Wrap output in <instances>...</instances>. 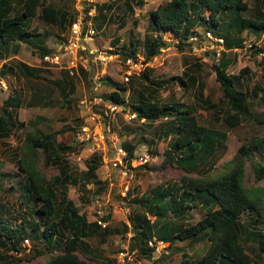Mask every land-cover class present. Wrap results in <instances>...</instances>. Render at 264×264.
Returning <instances> with one entry per match:
<instances>
[{
  "label": "rangeland",
  "instance_id": "rangeland-1",
  "mask_svg": "<svg viewBox=\"0 0 264 264\" xmlns=\"http://www.w3.org/2000/svg\"><path fill=\"white\" fill-rule=\"evenodd\" d=\"M164 1L167 0H143L141 4H138L139 0H95L96 5L103 4L100 10L97 8L96 14L104 18L93 17L90 19L96 32L94 37L96 46L101 51L108 46H113L121 52L126 48L128 52L135 49V53L144 57V36L153 34L148 26L149 13ZM111 3V9H108L107 5ZM248 3L249 9L241 16H247L251 12L253 0H248ZM44 4L66 11L69 15L76 13L73 0H44ZM9 5L8 17H13L22 10L21 0H9ZM38 13L39 10L34 17L26 22V29L32 33L28 37L30 38L29 42L14 41V45H17L16 48H18V57H12L11 53L15 51L11 50L10 44L6 46L8 51L3 52L0 43V67L5 62L11 68V70L6 69L4 76L0 75V108L7 95L11 91L17 90L22 95L23 103L20 108L13 109L12 114L13 117L24 122V127L16 126L12 128L9 136L0 138V173L5 174L0 176V212L2 216L15 217L16 219L12 222L17 224L20 222L22 212L26 218H29L31 210L41 202L37 200L34 205L30 201L27 206L21 203L20 185L25 177L18 168V156L16 155L18 152L24 156L22 158L28 161L32 160L31 170L42 180H49L51 177L63 174L76 178L78 183L68 184L66 196L73 201L79 214L87 222L95 221L98 212H101L102 216H108L106 222L108 231L100 230L91 233L89 238L84 239L85 245L80 247L77 253L82 259L90 260L95 264L103 262L119 264L118 253L123 245L129 244V239L126 236L128 232L124 231L123 224L131 226L134 216H142L144 213L142 206L130 202L131 197L150 195V190H153L157 185L179 186L189 178L216 177L229 169L228 162L238 153V148L242 143H250L254 139L264 137V55L255 53L264 48V32L255 34L242 30L239 35L243 38V44L228 51V56L233 59V62L228 66L227 73L237 76L241 70L246 69L247 73L239 78L238 88L251 92L255 89L257 93L255 98L250 99V113L243 116L239 125L229 128L220 119L225 104L220 102L222 92L215 79L216 74L212 66L218 60L223 46L205 37L207 35H205L204 25H199L195 29V34L198 36V41L194 46L196 50L193 49L194 47H189L187 41L179 47L177 35L170 32L164 33L163 38L168 42V46L160 48L159 52L149 61H146L144 57L145 69L140 74L134 75L127 83L122 82V71L119 66L115 67L112 64L108 67L94 64L90 72L91 77L67 76L66 80L73 83L75 91L68 93L65 100L62 86L51 83L52 80L62 77V72L59 75L58 71L40 67L43 75L41 76L46 80L43 78L35 80L23 75L22 67L19 65L24 62L38 67L41 58L40 48L56 49L68 31V24L65 23L62 27L59 23L45 22L38 16ZM98 24H101L100 28L97 27ZM231 31L237 33L234 29ZM36 33L37 35H35ZM131 42L135 44L132 46ZM90 43L92 44V42ZM204 46L205 51L203 48L199 49ZM38 58L39 60H37ZM195 63L199 64L197 68L193 67ZM39 65L42 66V63L40 62ZM191 66L193 69H189ZM94 72H99L102 76L101 79L108 76L112 81L125 85L126 90L121 93V96L125 100L123 107L128 114L133 113L131 112V103L136 100L139 92H144L150 101L159 106L165 103L183 102L192 108L200 124L225 131L227 133L226 140L221 147L216 149L212 157L203 158L197 170H187L186 167L178 165L175 159L169 160L164 157L165 153L163 152L170 145L168 138H163L165 130L163 123L165 121L162 119L145 121L136 116L127 120L123 113H116L111 122V134H104L106 153H102V149L99 151L98 154L101 155L102 160L99 162L96 160L97 166L92 170L93 172H89L88 162L92 161L90 156L94 151L89 150L88 144H77L74 132L83 121L80 118L81 115L87 112V108L81 105V101L92 97L91 87ZM144 72L160 86L148 84L141 76ZM186 73L195 75L196 79L203 83L204 96H207L209 103L214 107L196 101V83L187 85V88L182 86L178 77L186 78ZM173 77L176 78L171 80ZM167 80L168 82H166ZM113 90H115L114 85L107 82L99 86L102 96ZM34 92L43 96L46 105L35 107L28 104L31 93ZM44 93H46L45 96ZM60 129L62 132L56 136L54 143L70 146L61 154V161L54 163L46 160V156L41 150L38 149L35 152L24 145L25 133L46 134ZM111 135L118 138V144L121 146L128 143L133 147L134 153H147L151 160L133 169L128 166L113 168L110 161L115 157V150ZM98 144L102 148V144L100 142ZM252 162L264 163V154L253 152L245 160L243 181L252 197L261 188L260 194L264 199V178L256 181L251 170ZM211 165L212 168H210ZM94 180H105L106 184H103L99 190L98 184H95ZM126 184H129L128 194L123 195L122 190ZM11 186L14 187L10 188ZM54 190L59 197L61 184H56ZM38 191L42 197L48 195L45 184H42ZM260 206V213L264 217V200ZM207 208V206L199 205L190 209L187 214L189 216L182 220L183 223L185 225L195 223L205 215ZM25 210L29 212L26 214ZM251 216L258 218L255 212L247 210L239 216V221L246 223ZM31 218L40 221V223H49L53 219L45 214H32ZM150 218V220L153 219V217ZM167 218L174 220L171 214ZM253 223L255 225L251 224L249 227L260 230L264 235L263 219ZM25 230L27 235L24 238L30 240L32 247L30 244L24 245L22 253L17 256L6 253L7 256L0 258V264H44L51 255L61 252L63 244L57 243L54 248L47 249L44 254L32 259L34 250H44L45 245L40 238L36 239L30 234L29 227L26 226ZM68 237H70L69 231L58 232L57 238H61L62 241ZM208 244L209 242L205 239L198 241L175 239L168 247L170 252L168 256L154 252L147 255L136 254L134 264H152V262L154 264H197ZM244 245L248 254L262 263L263 258L258 250V243L250 241ZM2 253L4 254V252ZM11 254L13 253L11 252ZM11 257L16 259H10Z\"/></svg>",
  "mask_w": 264,
  "mask_h": 264
},
{
  "label": "trees",
  "instance_id": "trees-1",
  "mask_svg": "<svg viewBox=\"0 0 264 264\" xmlns=\"http://www.w3.org/2000/svg\"><path fill=\"white\" fill-rule=\"evenodd\" d=\"M142 2L143 0H139L138 4ZM21 3V12L13 17H8L9 0H0V43L5 47L8 44L12 46L14 41L29 42L30 38L28 37L32 33L26 29V22L36 15L37 10H39L38 16L42 20L51 24L59 23L62 27L65 23L69 27L74 17L66 11L45 5L44 0H21ZM111 5L112 3L107 5L108 9H111ZM96 6L100 10L103 4H97ZM89 7L85 9V12ZM248 9V0H167L149 13L148 26L153 34H145L144 36V57L146 61L151 60L160 48L168 46V42L163 38V34L166 32L177 35L179 47L185 41L188 42L191 48L196 45L197 42L190 40V38L194 36L195 29L199 25H204L206 31L210 30L214 37L223 39V50H221L218 60L212 66L216 74L215 79L219 83L222 92L220 102L225 104L220 119L229 128L239 125L243 116L250 113V99L257 96L255 89L251 92L238 88L239 78L247 73L246 69L241 70L237 76L227 73L228 66L233 62V59L228 56V51L243 44V38L239 33L242 30L255 34L264 32V0H253L251 12L247 16H241ZM94 18H103V16L96 14ZM97 27L100 28L101 24H98ZM231 29L237 31V33L232 32ZM155 32L156 34H154ZM195 35L197 36V34ZM131 44L133 46L135 43L131 42ZM127 50L126 48L123 50L125 53H122L135 55V49H131L129 52ZM39 51H41L42 56L52 50L42 47ZM255 53L264 55V48ZM19 65L22 67L23 75L45 79L40 74L41 68L30 66L24 62ZM198 66L197 63L193 65L195 68ZM6 69L11 70L7 64L3 63L0 67V75H5ZM78 69L79 73L74 76L91 77V73L83 68L79 67ZM189 69H193L192 66ZM62 73V77L56 78L58 81L55 79L51 83L62 86V94L65 99L68 96L67 94L72 93L75 89L73 83L66 80L69 76L67 72ZM186 75V78L178 77L182 86L187 88V85L196 83V101L214 107L209 103L207 96H204L203 83L199 82L193 74L186 73ZM141 76L148 84L160 86V84L152 81L145 72ZM175 78L173 77L171 80ZM101 80V84L107 82L114 85L115 90L109 94L100 95L104 99L124 106L125 100L121 93L126 90L125 85L112 81L108 76H104ZM42 97L39 93H31V104L43 100ZM22 103V95L17 90L11 91L2 101L0 108V138L9 136L12 128L16 126L24 127V122L13 117L12 114V110L20 108ZM131 112L135 113L137 118H142L145 121L157 119L165 121L163 123L165 125L163 138H168V144L170 145L163 152L165 153L164 157L169 160L175 159L178 165L186 167L187 170H197L203 158L212 157L216 149L221 147L227 138L225 131L200 124L192 108L183 102H171L159 106L150 101L144 92H139L136 100L131 103ZM61 132L60 129L46 134L25 133L24 145L35 152L38 149L41 150L46 156V160L56 163L61 161L63 151L70 148L68 145L54 143L56 136ZM123 147L127 151V166L131 169L130 161L135 156L134 149L128 143L123 144ZM253 152L264 154V137L254 139L250 143H242L238 148V153L228 162L229 169L216 177L189 178L179 186L167 185L163 187L157 185L153 190H150V195L131 197L130 202L142 206L145 214L134 216L131 226L123 224L125 232H132V236L129 238V250H136V254L142 255L152 253L153 249L148 246V241L153 237L168 243V245L175 239H189L190 241L205 239L209 244L197 264H264V235L260 230L249 227L251 224L255 225L253 222L262 219L264 224V217L260 213V204L264 200L260 194L262 189H258V193L253 194L252 197L243 181L245 160ZM16 155L18 156V168L25 177L20 185L19 197L21 203L27 206L30 203L36 205L37 200L41 202L31 210L29 218H26L22 212L20 222L17 224L12 222L16 219L15 217L2 216L0 212V258H4L7 254L14 255L11 254L12 251L23 249L21 245L27 235L25 230L27 226L31 230L30 234L36 239L40 238L45 245L44 250H34L32 259L44 254L45 250L52 249L57 243H60L63 244L61 252L51 255L44 264H95L90 260L82 259L77 251L85 245L84 239L89 238L91 233L100 230L108 231V227L103 228L96 221L87 222L79 214L73 201L67 198V186L69 183L77 184L76 178L63 174L58 177H51L49 180H42L31 170L32 160L28 161L22 158L24 156H21L18 152ZM90 159L92 161L88 162V169L89 172H93L92 170L97 166L95 161L102 160L101 155L94 152L91 154ZM210 168H212V165ZM251 170L256 181L264 178L263 162H252ZM3 175L5 174L0 173V176ZM94 183L98 184V189L101 190V186L106 184V181L94 180ZM42 184H45V190L48 192V195L43 197L38 191ZM56 184H61L59 197H57L54 190ZM199 205L212 207L208 208L205 215L198 221L185 225L182 220L189 216L187 215L188 211ZM213 207L216 208L213 209ZM247 210L255 212L258 218H252L253 216H251L246 223L240 222L239 216ZM28 212L25 210L26 214ZM32 214H45L53 219L49 223H40V221L31 218ZM170 214L174 220L167 218ZM149 217H153V219L150 220ZM102 219L107 221L108 216H104ZM177 220L179 221L177 222ZM66 230L69 231L70 237L64 241L57 238L58 232ZM250 241L258 243V250L263 258L262 263L253 259L246 251L244 244ZM10 259L16 258L11 257Z\"/></svg>",
  "mask_w": 264,
  "mask_h": 264
},
{
  "label": "built area",
  "instance_id": "built-area-1",
  "mask_svg": "<svg viewBox=\"0 0 264 264\" xmlns=\"http://www.w3.org/2000/svg\"><path fill=\"white\" fill-rule=\"evenodd\" d=\"M76 13L69 24L67 35L64 40L58 43L56 49L43 54L40 58L42 67L49 68L53 71L67 72L72 77L79 73V67L87 72H91V64H99L103 67H108L110 64L119 66L122 71V82L127 83L137 74H140L145 69L146 63L144 57L138 53L134 56L123 54L119 49L113 46H108L105 50L101 51L96 46L94 37L96 35L95 29L92 27L90 19L96 15L97 6L95 0H73ZM90 6V7H89ZM88 8L87 12L85 9ZM205 37L211 39L218 44L223 42L221 37H214L210 31H205ZM198 36L194 34L190 40L198 41ZM92 42V44L90 43ZM194 47V46H193ZM192 47V48H193ZM203 51L206 50L205 46ZM196 50V47L193 48ZM119 64V65H118ZM101 77L99 72L93 74V85L91 87L92 97L90 99H83L81 105L87 108V112L81 115L82 123L77 127L74 132L75 142L79 145L88 144L89 150L98 152L102 149V153H106L104 142V134H111V122L116 113H123V116L129 120L136 116L135 113L128 114L127 110L120 104H116L110 100L104 99L99 92L101 85ZM111 141L114 145L115 157L111 159L113 168L125 166V158L127 155L126 150L118 144V138L111 135ZM98 142L102 144L100 148ZM151 157L147 153H141L134 157L131 161L132 166L146 164L150 161ZM129 189V184H126L122 190V194L126 195ZM101 212H98L96 222L101 227L106 226V222L102 218ZM131 233V234H130ZM129 239L132 232L128 231L126 234ZM22 247L30 244L28 238L23 239ZM148 246L153 249L154 253L169 255L168 244L153 237L148 241ZM24 248V247H23ZM17 256L22 253V250L12 251ZM136 250L130 251L128 244L123 245V248L118 253L119 264H134Z\"/></svg>",
  "mask_w": 264,
  "mask_h": 264
},
{
  "label": "crops",
  "instance_id": "crops-1",
  "mask_svg": "<svg viewBox=\"0 0 264 264\" xmlns=\"http://www.w3.org/2000/svg\"><path fill=\"white\" fill-rule=\"evenodd\" d=\"M67 32H68V31H67ZM67 32L65 33L66 35H67ZM66 35H65V36H66ZM1 46H2V48L4 49L3 52H4V51H5V52L8 51L7 48H6L5 46H3V45H1ZM16 47H17V46L14 45V44L10 47L12 51H13V50L15 51L14 53H11V54L13 55L12 57H14V56H15V57H18V53H17L18 48H16ZM0 51H1V50H0ZM37 60H39V58H38ZM4 63H5V62H4ZM38 63L40 64V61H39ZM39 64H38V67H39V68L42 67V66L39 65ZM30 66H32V65H30ZM35 67H37V66H35ZM40 74H41V73H40ZM41 75H42V74H41ZM2 76H4V75H2ZM34 79L36 80V78H34ZM43 95L45 96L46 93H44ZM42 98H43V97H42ZM28 104L31 105L30 98H29V100H28ZM41 105H46V104H45V100H42V99H41L40 101L38 100V102L36 101V102H33V103H32V106H35V107H38V106H41ZM210 207H212V206H208L209 209H210ZM208 208H207V209H208ZM215 208H216V207H213V209H215ZM153 264H154V262H153Z\"/></svg>",
  "mask_w": 264,
  "mask_h": 264
},
{
  "label": "clouds",
  "instance_id": "clouds-1",
  "mask_svg": "<svg viewBox=\"0 0 264 264\" xmlns=\"http://www.w3.org/2000/svg\"><path fill=\"white\" fill-rule=\"evenodd\" d=\"M222 43H223V42H222ZM222 43H221V44H222ZM124 110H125V109H124ZM125 111H126V110H125ZM119 145H120V144H119ZM120 146H121V145H120ZM113 147H114V146H113ZM122 147H123V146H122ZM123 148H124V147H123ZM124 149H125V148H124ZM125 150H126V149H125ZM126 152H127V151H126ZM136 155H138V154L135 153V156H136ZM126 156H127V155H126ZM135 156H134V157H135ZM133 159H134V158H133ZM133 159H132V160H133ZM132 160H131V161H132ZM150 160H151V159H150ZM125 161H126V158H125ZM131 161H130V165H131ZM143 165H144V164H143ZM126 166H127V161L125 162V166H123V167H126ZM138 166H140V165H138ZM135 167H137V166H132V165H131V169H133V168H135ZM116 168H122V166H119V167H116ZM128 190H129V189H128ZM127 192H128V191H127ZM126 194H127V193H126ZM149 218H150V217H149ZM164 243H165V244H168V243H166V242H164ZM168 247H169V245H168ZM162 255H164V254H162ZM165 256H168V255H165Z\"/></svg>",
  "mask_w": 264,
  "mask_h": 264
}]
</instances>
